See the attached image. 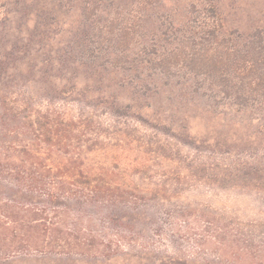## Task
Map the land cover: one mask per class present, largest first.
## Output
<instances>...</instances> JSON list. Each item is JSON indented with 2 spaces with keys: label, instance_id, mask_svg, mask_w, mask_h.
Segmentation results:
<instances>
[{
  "label": "rangeland",
  "instance_id": "obj_1",
  "mask_svg": "<svg viewBox=\"0 0 264 264\" xmlns=\"http://www.w3.org/2000/svg\"><path fill=\"white\" fill-rule=\"evenodd\" d=\"M12 36L30 45L0 61L8 103L77 122V183L81 171L124 192L73 190L60 213L77 232L59 237L77 258L264 264V0H0V46ZM249 45L259 71L226 91L186 64Z\"/></svg>",
  "mask_w": 264,
  "mask_h": 264
},
{
  "label": "trees",
  "instance_id": "obj_2",
  "mask_svg": "<svg viewBox=\"0 0 264 264\" xmlns=\"http://www.w3.org/2000/svg\"><path fill=\"white\" fill-rule=\"evenodd\" d=\"M81 11L86 16L87 8ZM11 38L0 46V53H6L0 61L12 57V53H23L20 49L30 45L23 37ZM52 47V40H48L46 50L51 52ZM261 62L262 54L249 45L246 53H199L186 64L194 74L201 72L226 91L232 74L250 76L259 71ZM6 94L0 89V264H88L87 259L77 258V242L62 243L59 236L64 230L77 232V214L68 225L60 210L68 203L77 204V194H72L77 188L81 198L101 203L122 197L124 192L120 186L96 182L95 176L81 171L77 183V168L66 164L74 156L71 151L77 140V122L46 113L23 119L18 106L8 103ZM22 130H28L31 136L22 134ZM21 158L25 159L22 165ZM21 169L25 171L19 178ZM70 177L72 182L67 181ZM3 189L6 197L2 196ZM110 258L95 257L91 264H103Z\"/></svg>",
  "mask_w": 264,
  "mask_h": 264
}]
</instances>
